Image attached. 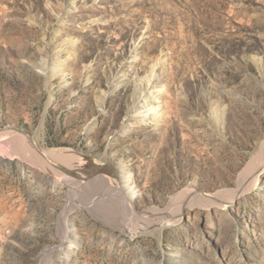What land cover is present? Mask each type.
<instances>
[{"label": "rangeland", "instance_id": "rangeland-1", "mask_svg": "<svg viewBox=\"0 0 264 264\" xmlns=\"http://www.w3.org/2000/svg\"><path fill=\"white\" fill-rule=\"evenodd\" d=\"M46 58L62 72L43 74ZM143 87L153 117L131 115ZM3 128L37 133L63 164L0 151V264H264V170L232 202L185 203L160 235L124 224L104 183L65 177L76 156L85 176L93 159L122 170L137 212L246 179L264 141V0H0ZM147 217L133 221L161 224Z\"/></svg>", "mask_w": 264, "mask_h": 264}, {"label": "bare ground", "instance_id": "bare-ground-1", "mask_svg": "<svg viewBox=\"0 0 264 264\" xmlns=\"http://www.w3.org/2000/svg\"><path fill=\"white\" fill-rule=\"evenodd\" d=\"M39 65L42 69V73L45 75H51V73L60 72V71L62 72L61 65L58 63L52 65L54 67L52 68V71L51 69L49 70V68L47 69V66L49 65V60L47 58L43 59ZM135 96H136L137 102L139 103L137 106L139 108L132 110L133 111V113L131 114L132 116H138V115L143 114L144 117H153L156 115L155 112L160 111L158 107L150 106V101L152 99V92L149 87H143L138 92V94H136ZM14 138H16L18 142L21 141L22 144L16 143L15 140H13ZM37 140H38L37 133L29 137V136H26L23 132L17 129H14V128L0 129V151H2V149H7L10 147L13 149H18V151H23V153L26 152L28 157L31 160L38 162L39 164H42L43 166H45L46 169L48 170L50 169L51 171H53L55 175L61 176L58 169H59V166L62 165L63 163H60V161L57 160V154L59 150L40 147L37 145ZM84 162L85 161L82 159L81 156L75 157V160L73 163V170L71 171L72 173L68 172L69 175L65 176V177H68V182L70 180L71 182H73L72 184L76 183L74 185H76L77 188L81 187V189L82 187L89 186V184L90 185L92 183L94 184V182L104 183V185L109 189L108 194L117 198L120 202V205L122 207L121 209H123L125 220H126V221H123L124 224H126L129 227H132L133 229H141V228L143 229V227H140V224H144L142 226L147 225L148 226V227L146 226L147 228L151 227V228L157 229V233L160 235L161 232L164 230V228L179 224L183 206L187 202H197L205 198H211L212 200L223 198V199H228L226 200L227 202H232L233 200H236L237 198L243 196L244 194L249 193L253 190H256L260 185L259 178H260L262 171L264 170V141L260 143L259 148H257L255 157L253 158L252 161L248 163V165L244 169V172H246L248 175L247 178L244 180H239L236 187L232 189L222 188V189L217 190L214 193L207 194V193H204V192H201L195 189L192 186H188L185 189H183L181 193H178L177 195L173 196L172 201L175 202L176 204L175 212H172V209H170L168 206L165 207L164 209H161V208L159 209L157 207H149L145 209L144 212H137L133 210L132 199L135 198L134 196H135L136 189L133 186L131 178L129 177L128 174H126L122 170L120 172H117L116 170L112 169L111 167L104 164L103 162L93 159L91 165H88L90 167H89V170L86 171L88 172V174L85 176L83 175V171L82 172L80 171L84 169L81 166ZM111 176L114 177L115 184L111 182V179H112ZM95 188L98 189V187H95ZM109 207H112V206H109ZM140 216L141 217L150 216L153 218H157L158 220L161 221V224L158 227H153V225L151 223H148V221H147L148 224L147 223L145 224L146 221L145 222L140 221V220L135 221ZM133 219L135 220L133 221ZM152 221L150 220L149 222H152ZM70 231L71 230L69 229L66 221H64L63 227H62L61 242L59 245V252L61 253L60 257L61 259L64 258L62 260H67L69 257L68 250L70 249V245L68 243L71 241Z\"/></svg>", "mask_w": 264, "mask_h": 264}, {"label": "water", "instance_id": "water-1", "mask_svg": "<svg viewBox=\"0 0 264 264\" xmlns=\"http://www.w3.org/2000/svg\"><path fill=\"white\" fill-rule=\"evenodd\" d=\"M110 167V166H109ZM112 169H114V168H112ZM114 170H116V169H114ZM116 171H118V170H116Z\"/></svg>", "mask_w": 264, "mask_h": 264}]
</instances>
